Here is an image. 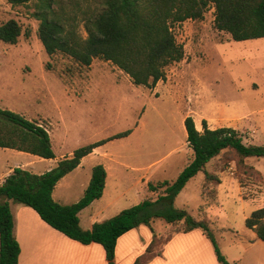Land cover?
I'll return each mask as SVG.
<instances>
[{
	"label": "rangeland",
	"instance_id": "374dc122",
	"mask_svg": "<svg viewBox=\"0 0 264 264\" xmlns=\"http://www.w3.org/2000/svg\"><path fill=\"white\" fill-rule=\"evenodd\" d=\"M59 1L72 12L99 8L104 0ZM36 5L37 0L15 7L0 0V26L14 19L22 28L16 45L0 41V108L43 125L58 158L132 130V135L110 141L103 148L115 156L114 162L105 164L116 175L111 179L116 186L112 193L125 194L121 210L156 199L147 181L154 185L174 182L192 161L184 125L189 116L202 122L206 116L212 128L232 127L245 144L264 146V38L234 41L215 28L212 8L203 21L174 27L177 41L184 47V60L168 67L166 80L149 89L133 85L110 62L95 59L87 68L62 53L50 56L37 35ZM80 33L88 37L83 25ZM199 128L203 130L202 123ZM17 153L0 148V169L30 162ZM95 161V157L88 158L58 190L55 200L63 205L77 203ZM47 166L37 162L26 170L39 174ZM207 167L210 182L221 183L217 195L208 187L204 193L209 198H204L201 172L177 196L174 207L193 213L205 199L217 197L209 211L221 220H213L212 228L229 224L236 231L245 229V220L264 208V159L249 158L240 166L230 152H224ZM11 204L14 212L26 207L14 201ZM115 210H106L104 216ZM81 219L85 228L90 217L84 213ZM168 234L164 232L162 237Z\"/></svg>",
	"mask_w": 264,
	"mask_h": 264
},
{
	"label": "trees",
	"instance_id": "16d2710c",
	"mask_svg": "<svg viewBox=\"0 0 264 264\" xmlns=\"http://www.w3.org/2000/svg\"><path fill=\"white\" fill-rule=\"evenodd\" d=\"M32 0H8L12 6H25ZM214 9V25L228 33L234 41L264 38V0H104L96 9L69 12L59 0H37L34 17L40 22L37 35L46 52L62 53L79 65L90 68L95 59L112 63L126 74L133 85L154 89L167 77V68L184 60V47L178 43L174 27L187 21H203ZM84 26L87 38L80 33ZM22 35L18 21L11 19L0 26V41L16 45ZM187 143L193 152L192 161L174 182L150 183L151 192H159L156 200H144L90 230L81 226L79 214L102 198L107 171L103 165L92 170V177L83 197L75 204L63 205L54 199L58 183L76 170L94 149L110 141L130 136L132 130L115 135L74 151L71 158L38 175L15 168L0 186V264H20L21 247L16 238L10 201L34 210L40 219L68 239L82 245L99 244L108 264H116L118 240L126 233L162 219L171 225L168 236L154 233L152 243L134 264H148L161 255L163 246L176 233L203 231L211 241L219 264H232L222 254L215 234L205 220L174 207L177 196L188 182L224 152H230L238 165L249 158L264 159V146L247 145L239 131L223 127L196 128L189 116L184 121ZM0 148L54 159L55 153L48 130L11 110L0 108ZM212 177L206 174L205 188ZM246 228L256 232L264 242V208L254 211L245 220Z\"/></svg>",
	"mask_w": 264,
	"mask_h": 264
},
{
	"label": "crops",
	"instance_id": "0c3cea01",
	"mask_svg": "<svg viewBox=\"0 0 264 264\" xmlns=\"http://www.w3.org/2000/svg\"><path fill=\"white\" fill-rule=\"evenodd\" d=\"M204 118L210 129L223 128H212L209 121L210 118L206 116ZM194 121L196 128L201 131L199 124L202 123V121L197 120L196 118H194ZM105 145L106 144L94 149L90 155L86 156L76 170L68 174L58 183L53 194L55 199L58 190L67 183L72 174L83 168L82 166L88 158L95 157L97 158V161L92 164L90 168L91 172L89 171L86 175V183L84 182L85 184L83 185V189H85L84 193L91 181L93 168L97 165H103L105 167L107 171V180L102 198L93 202L79 214L82 228V215L85 213L90 217L88 225L83 228L85 230H90L95 223H101L111 219L123 211L121 210L122 206L120 202L125 194L122 193L118 195L117 191L115 194L112 193V191L116 189V186L115 184H112L111 179L116 178V175L114 173L112 174L110 171L111 167L105 164L106 161L114 162L115 156L104 151L103 148ZM73 154L74 152L69 156L63 155L60 158L55 154L56 157L54 159H44L28 153L19 152L17 153L18 156L30 158V162L27 164H14L15 166L13 169H9L8 167L0 169V186L15 168L26 170L37 164V162L48 163L49 166H47L46 170H42L38 174L41 175L54 169L61 160L71 158ZM31 156H34V158ZM32 160H35V162H32ZM30 163H32V165ZM120 166L123 168L122 164H120ZM205 170L204 178L202 180V194L204 198L208 199L209 197L204 193V187L206 186L205 178L207 173L208 175L211 173L208 167H206ZM136 182L137 185H139L138 180ZM142 183L143 182L141 181L140 185ZM214 183H210V188L212 187L217 195V188L221 183L218 181H216V184ZM146 184L148 187L150 182L147 181ZM108 190L111 191L109 195ZM151 194H156L157 199L159 192H151ZM106 199L107 201L105 202L104 200ZM206 199L204 204L197 208L196 212L188 213L197 219L208 222L210 228L216 234L215 237L217 236V242L226 259L232 264H264V242L258 238L256 232L248 228L236 231L229 224L217 229L212 228L213 220L216 219L217 222H220L221 220L219 216L215 217L210 215L209 211V208L217 200V197L213 200L211 199L212 201H206ZM9 203L14 216V232L21 247L19 259L20 264H24V262L25 264H108L105 250L101 245L95 243L91 245H82L78 242L72 241L43 222L38 214L31 208L19 207L17 212H14L11 201ZM111 209L116 210L113 211L110 216H104L106 210L110 211ZM156 222H158V230L155 228ZM33 223H35L36 227L33 226ZM170 227L171 225L167 224L164 220L157 219L151 224V227L141 225L123 235L118 240L116 247V264H134L135 261L146 252L147 248L152 243L154 233L161 237L164 235V232H170ZM148 264H219V262L211 241L206 237L202 230L197 229L188 233L174 234L163 246L162 254L154 257L148 262Z\"/></svg>",
	"mask_w": 264,
	"mask_h": 264
},
{
	"label": "built area",
	"instance_id": "2783aa9c",
	"mask_svg": "<svg viewBox=\"0 0 264 264\" xmlns=\"http://www.w3.org/2000/svg\"><path fill=\"white\" fill-rule=\"evenodd\" d=\"M228 170H229V172H230L232 175H234V173H235V172H234V170H233V168H232V167H229V169H228Z\"/></svg>",
	"mask_w": 264,
	"mask_h": 264
}]
</instances>
